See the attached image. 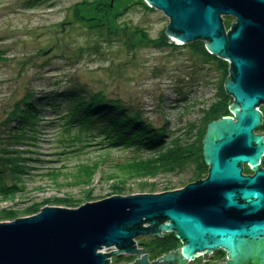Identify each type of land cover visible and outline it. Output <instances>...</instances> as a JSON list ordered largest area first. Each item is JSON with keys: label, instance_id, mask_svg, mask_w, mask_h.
Returning a JSON list of instances; mask_svg holds the SVG:
<instances>
[{"label": "rangeland", "instance_id": "374dc122", "mask_svg": "<svg viewBox=\"0 0 264 264\" xmlns=\"http://www.w3.org/2000/svg\"><path fill=\"white\" fill-rule=\"evenodd\" d=\"M121 6L130 8L122 11ZM223 22L229 31L236 19L224 16ZM169 24L170 18L146 0H0V133L6 130L7 114L30 94L45 101L54 93L72 91L89 100L104 91L131 111H142L141 120L166 131L160 151L122 144L100 148L77 131L71 138L60 126V114L48 108L37 137L10 148L19 151V161L13 160L26 171L17 178L18 189L0 194L1 223L46 206L78 208L116 195L178 190L209 176L204 140L210 122L204 114L220 104L230 63L222 59L227 65L224 81V67L193 50L200 46L208 51L207 41L184 48L186 43L168 35ZM165 37L169 45L156 46ZM229 97L234 104L235 98ZM61 104L66 109L67 101ZM229 111L225 117L235 118ZM257 133L264 136V131ZM179 145L189 146V151L200 146L208 173L198 174L197 156L177 153ZM135 159L146 162L133 167ZM243 167L252 174L251 166ZM5 170V179L14 184L9 167ZM167 234L174 232L162 237ZM140 241L149 240L142 236ZM109 248L106 253L114 249ZM132 256L130 261L115 257L112 264H132ZM148 257L149 263L159 259L156 253Z\"/></svg>", "mask_w": 264, "mask_h": 264}, {"label": "water", "instance_id": "95a60500", "mask_svg": "<svg viewBox=\"0 0 264 264\" xmlns=\"http://www.w3.org/2000/svg\"><path fill=\"white\" fill-rule=\"evenodd\" d=\"M146 1L170 18L168 35L186 44L205 40L209 53L231 61L226 90L235 118L209 123V176L178 190L46 206L0 222V264H109L124 251L143 255L132 264H185L218 249L229 252L231 264L264 262V136L254 133L263 124L264 0ZM224 16L236 19L229 31ZM244 164L254 175H243ZM166 232H176L184 247L149 263V250L136 249L134 238ZM113 246L120 250L99 252Z\"/></svg>", "mask_w": 264, "mask_h": 264}, {"label": "trees", "instance_id": "16d2710c", "mask_svg": "<svg viewBox=\"0 0 264 264\" xmlns=\"http://www.w3.org/2000/svg\"><path fill=\"white\" fill-rule=\"evenodd\" d=\"M129 8V6L125 8L123 7L122 11H127ZM164 39L165 41L162 39L157 40L156 46H168L167 37ZM189 46H192V44H185L184 48ZM174 47L179 48V45H174ZM193 50L196 54L201 55L207 61H210L211 59L217 60L224 67L225 73L223 75V80H226L227 65L225 61L218 59V56L216 55L214 56L213 54H210L206 49H201L200 46H196ZM225 87L226 84L221 86L223 91L222 97L220 98L221 100L219 101L220 104L216 103L209 110L205 111L204 118L207 119V123L230 115L229 108L231 106V98L229 96L231 95L226 93L227 90H225ZM62 93L63 94L59 96H56V93H54L45 101L38 100L36 98L37 95L32 93L19 102L17 106L7 114V118L4 122L6 130H4L3 133H0V194H11L13 193L14 188L18 189L19 185L16 184L17 178L19 179V175L24 174L26 171L24 170V167L16 162V160L19 159V151L13 153V151H10V148H12V146H20L21 143L26 144L27 141L31 139L33 140L37 137L40 133L41 121L43 120L42 112L46 111L48 108L60 114V126L65 129V133L69 134L70 137L72 131H77L81 133L82 136L85 134L87 139L95 142L100 148H114L119 147L122 144L124 146L129 145L144 150H162L163 141L166 140V131L163 130V128L158 129L152 127V125L143 119L141 120L140 116L143 114L142 111H131L127 108V105H122V100L113 99L104 91H101L98 94H92L93 96L90 97V100L86 99V95H81L78 91ZM63 101H67L66 109L61 104ZM259 130L264 131V119ZM71 138H73V136ZM82 141L83 140L80 138L78 142ZM176 152L179 154L186 152L187 154L189 153L191 157L197 156L198 164L196 166L198 174L204 175L208 173V166L203 159V151H201L200 146L199 149L194 146V149L189 151V146L179 145ZM12 153L14 154L13 157H11ZM13 158L16 160L14 161ZM143 161L135 159L130 162V164L131 166L136 167L146 162ZM7 166L9 167L10 173L14 176V184L12 185L5 179V172H7L5 169ZM168 190L172 189L166 188L164 191ZM151 192L156 191L153 190ZM35 213L32 212L30 215ZM7 216L11 217L10 214ZM175 240L176 237L172 234L165 238L153 239V241H150V244L151 246H155V253L156 255H159L177 248L179 244Z\"/></svg>", "mask_w": 264, "mask_h": 264}, {"label": "flooded vegetation", "instance_id": "af4514ba", "mask_svg": "<svg viewBox=\"0 0 264 264\" xmlns=\"http://www.w3.org/2000/svg\"><path fill=\"white\" fill-rule=\"evenodd\" d=\"M263 160H264V157L261 159L262 163H263ZM260 166L264 169L263 164ZM243 174L244 175H253L254 172H252V174L244 172ZM169 235L170 234H167L162 238H165ZM174 235H175V233H174ZM141 237H138V242L140 243V245L143 246L144 249H147V251L149 250V253H151V255L154 254L155 253V246L152 245V246L148 247L147 245L150 244L151 240L156 239V237L157 238H160V237L155 236V235L144 236V237L148 238V240H149L148 243L141 242L140 241ZM175 237H176V235H175ZM175 241L180 242L181 240H179L176 237ZM191 259H189L185 264H231V262H230L231 257L229 255V252L227 250H224V249L197 252L196 256L194 258H191ZM240 264H264V262H262L261 260H252L251 259L248 263H240Z\"/></svg>", "mask_w": 264, "mask_h": 264}, {"label": "bare ground", "instance_id": "6f19581e", "mask_svg": "<svg viewBox=\"0 0 264 264\" xmlns=\"http://www.w3.org/2000/svg\"><path fill=\"white\" fill-rule=\"evenodd\" d=\"M148 2V1H147ZM153 7V6H152ZM227 31V30H226ZM179 41V40H178ZM181 44H182V42H181ZM221 59H223V58H221ZM225 61H228L229 63H230V68H231V61L230 60H225ZM231 73V72H230ZM231 75V74H230ZM260 112H262L263 113V111H261V107L260 108H257ZM263 119H264V113H263ZM255 134H258L257 133V130H255V132H254ZM48 207H56V206H48ZM64 208V207H63ZM65 208H69L70 209V207H65ZM37 214V213H36ZM150 224L149 223H145V227H148ZM172 233V232H171ZM175 233V235L177 234L176 232H174ZM147 236V235H146ZM177 237V236H176ZM157 238V237H156ZM180 240V239H179ZM134 241H138V238H134ZM178 244H179V246L177 247V248H175V249H173V250H171V251H168V252H164V253H161V254H159V255H156V257H158L159 259L160 258H162V257H164V255H167V254H170L171 252H174V251H178L180 248H183L184 247V244H183V242H178ZM106 248L107 247H103L101 250H99V252H101V253H106L107 252V250H106ZM109 248V247H108ZM113 250L112 251H118V250H120L117 246H113ZM110 249V248H109ZM109 253H111V251H109ZM130 256H131V253H127V251H124V252H120L119 254H117V255H112V261H113V263H116L117 261L115 260V257H117V258H121L122 257V260H125V261H130ZM132 257H134L135 258V256L133 255ZM127 259V260H126ZM158 259V260H159ZM160 261H165V259H161V260H159V262Z\"/></svg>", "mask_w": 264, "mask_h": 264}, {"label": "built area", "instance_id": "2783aa9c", "mask_svg": "<svg viewBox=\"0 0 264 264\" xmlns=\"http://www.w3.org/2000/svg\"><path fill=\"white\" fill-rule=\"evenodd\" d=\"M135 248L136 249H141L140 247H139V244H138V241H135ZM107 249V248H106ZM141 256H135V258H134V261H136L137 259H139ZM110 259V262H109V264H112L113 263V261H112V258H109Z\"/></svg>", "mask_w": 264, "mask_h": 264}]
</instances>
